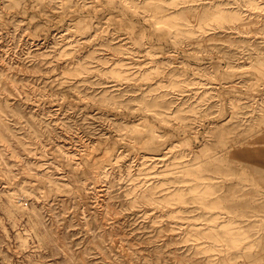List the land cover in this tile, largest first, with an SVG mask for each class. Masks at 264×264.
<instances>
[{
  "label": "rangeland",
  "instance_id": "obj_1",
  "mask_svg": "<svg viewBox=\"0 0 264 264\" xmlns=\"http://www.w3.org/2000/svg\"><path fill=\"white\" fill-rule=\"evenodd\" d=\"M156 1L0 0V264H264V0Z\"/></svg>",
  "mask_w": 264,
  "mask_h": 264
},
{
  "label": "bare ground",
  "instance_id": "obj_2",
  "mask_svg": "<svg viewBox=\"0 0 264 264\" xmlns=\"http://www.w3.org/2000/svg\"><path fill=\"white\" fill-rule=\"evenodd\" d=\"M192 1V2H191ZM188 2H196V4H190L187 6H184L182 8H186V10L179 12V13H164V11L162 12L161 10H163V6L161 4V0H158L154 3H152L154 5L153 10H151L152 13V18L154 20H156V24H161V27H157L159 29H161V31H163L164 34H169L172 35L174 32H177L176 34H178L179 32H183V33H193L195 32L193 30V28H188V27H183L186 26L188 24L192 25L194 24H201L202 22L206 21V18H211V19H215V20H223V21H227L229 19H231L232 22H236V24H248V23H253L252 21L257 22V18H252V19H248V17L246 19L243 18L242 13L238 12V11H232L234 12L233 14L230 13L227 14L226 11L224 10V8H221L220 4L216 5L217 3H208L210 4L211 8H206L205 5L202 4H207V3H202L205 2L206 0H191ZM212 1H216V0H209L208 2H212ZM186 2V3H188ZM253 7H259L258 4L254 3L251 4ZM196 7V8H195ZM202 8V9H199ZM227 9V8H226ZM188 10H191L188 12ZM198 12H192V11H197ZM232 18H231V17ZM202 28V27H201ZM204 28V27H203ZM172 29H175L173 31H171ZM205 29V28H204ZM215 29V28H214ZM166 31V32H164ZM206 31V30H203ZM86 69V67H84L83 65H80L78 68L75 69V73H81L82 71H84ZM114 72H117V75L120 74V72L118 70H115ZM7 126L2 123L1 120V116H0V137L1 138H5V132L7 131ZM137 131H141L140 128L136 129ZM154 137V136H153ZM24 146V145H23ZM102 167V166H101ZM182 175V176H181ZM185 175L187 176H193L194 178H203L202 176V172L199 169H188V168H183L182 171H180L178 173V178L180 180H182V182H186V180L183 178ZM195 187H190L191 191H193L194 193H200L201 191L206 192V194L209 195V197H203L204 200H209L210 202H215V203H219L220 202V197L215 198V199H211V195H213V190L212 187H210V185H206L205 187L201 189H198L197 186H202L203 183L202 182H198L195 183ZM170 189L168 188V192L165 194L164 197H162V201H166L168 203H171L172 201H177L180 203L185 202L186 197L184 196V192L181 190V188L175 190V191H169ZM155 188L152 187L150 188L143 196V198L145 199V201L147 202H153L155 201ZM9 200L12 203V205L14 207H21L18 206L16 204V202L13 200L14 199V195H9ZM209 205V204H208ZM207 205V206H208ZM217 206V205H216ZM199 239H202L201 237H199ZM210 239H214L217 240L219 239L216 236H211Z\"/></svg>",
  "mask_w": 264,
  "mask_h": 264
},
{
  "label": "crops",
  "instance_id": "obj_3",
  "mask_svg": "<svg viewBox=\"0 0 264 264\" xmlns=\"http://www.w3.org/2000/svg\"><path fill=\"white\" fill-rule=\"evenodd\" d=\"M252 149V150H248L247 151V154H249L250 155V157H251V155L254 153V152H256V153H258L259 151H264V136L263 137H261V138H259V139H257L256 141H254L252 144H251V146H249V149ZM264 159V158H263ZM250 161H252V162H255L257 165H259V166H261V167H264V165H262V164H260V163H258V162H256V161H253L252 159H249V162Z\"/></svg>",
  "mask_w": 264,
  "mask_h": 264
}]
</instances>
